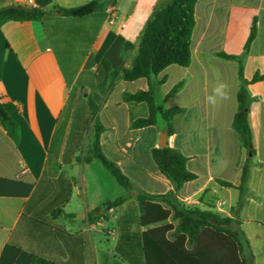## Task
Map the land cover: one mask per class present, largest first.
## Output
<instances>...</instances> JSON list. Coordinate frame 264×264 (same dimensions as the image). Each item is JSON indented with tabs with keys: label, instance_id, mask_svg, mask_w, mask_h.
I'll return each mask as SVG.
<instances>
[{
	"label": "crops",
	"instance_id": "obj_1",
	"mask_svg": "<svg viewBox=\"0 0 264 264\" xmlns=\"http://www.w3.org/2000/svg\"><path fill=\"white\" fill-rule=\"evenodd\" d=\"M52 1L46 10L56 6L69 9L91 0ZM161 1L105 0L92 18L69 21L74 31L66 41L58 29L51 33L47 22L10 21L0 25V103L21 132L16 144L0 123V264H32L33 254L57 264H129L116 251L118 221L138 205L137 199L130 197L132 200L128 199L123 206L104 211L107 201L116 200L111 195L115 189L113 181L98 170L97 159L90 163H80L78 159L83 160L92 153L94 118L89 98L97 94L105 101L121 79L113 80L107 75L103 61L112 69L131 67L136 55L129 56L132 49L126 52L125 43H132L133 49H138L139 38ZM207 1L205 21L201 24L202 0L197 3L194 33L197 31L199 36L193 46V34L192 62L188 68H182L187 74L177 82L184 81L177 93L184 100L178 107L186 109L181 116H190L191 145L188 148V142L179 140L178 129L174 136L168 137V145L189 158L188 169L197 175L196 180L185 184L178 199L187 207L214 211L237 221L250 244L251 264H264V81L248 86L255 97L249 113L254 153H249L232 128L241 86L238 65L215 55L217 52L242 55L257 19V37L244 58V78L250 82L255 75L264 74V0ZM9 5L29 6V0H0V8ZM54 18L55 22L63 20L58 13ZM217 32L222 35L221 48L210 49L207 37ZM74 49L82 52L77 63L70 57ZM59 51L67 54V66ZM210 54L216 56L221 66L226 63L233 67L223 65L224 74L212 73ZM171 68L161 73L158 80L164 76L169 79ZM220 82L228 85L229 96L212 106L206 97ZM147 84L140 91L148 90V80ZM103 109H109L106 101ZM120 110L123 107L110 110L107 121L101 118L100 110L99 118L105 128L101 136L103 151L106 145H112L143 170L133 144L127 143V149L122 147L118 133ZM132 119L135 118L127 108V126L131 127ZM149 128L154 129L156 125L138 130ZM165 131L166 126L161 132ZM87 140L89 154L80 156ZM156 147H160L159 133L147 150L151 156ZM116 162L123 168L121 160ZM246 162L250 163V175L246 193L240 200L236 186L240 184ZM158 174L145 170L149 182L143 190L136 191L151 194L172 191L166 177ZM221 181L235 187H226ZM221 189L229 193L234 190L236 194L229 211L220 214L216 209L219 201L215 209L206 204ZM59 208L62 212L53 217ZM98 209L100 212L92 214ZM99 236H104L106 242Z\"/></svg>",
	"mask_w": 264,
	"mask_h": 264
},
{
	"label": "trees",
	"instance_id": "obj_2",
	"mask_svg": "<svg viewBox=\"0 0 264 264\" xmlns=\"http://www.w3.org/2000/svg\"><path fill=\"white\" fill-rule=\"evenodd\" d=\"M104 1L91 0L69 9L56 6L51 11L26 5H9L0 8V25L10 21H38L46 24L55 17V13H58L59 18L63 20L73 18L70 21L83 22L95 16ZM198 1L162 0L139 38L137 54L131 67L112 69L106 60L103 61L107 75L113 80L122 78L132 82L147 79L149 82L148 90L123 94L124 103L146 104L148 107L147 116L132 119L133 129L148 128L157 124V101L152 80L157 79L171 66L188 68L191 65ZM256 37L257 19L253 22L242 55L215 53L218 58L233 61L238 65L241 86L237 92L238 109L232 128L238 134L242 147L249 153H254L249 113L255 97L249 92L248 86L264 81V74L255 75L250 82L245 80L244 58L248 55ZM132 47V43H125L126 52ZM58 53L60 57V52ZM167 79L168 77L164 76L155 84L163 85ZM183 86L184 81H180L166 97L176 95ZM100 99L97 94L89 98V106L94 118L92 153L83 160L78 159V162L90 163L94 159L99 160L116 182L130 194L136 190L134 183L117 163L105 156L102 148L101 136L105 128L99 118ZM185 112V108L178 106L165 110L163 114L166 123L165 133L169 138L176 133V118ZM0 123L9 137L18 144L21 137L20 127L2 103H0ZM152 158L173 190L166 194L137 191L138 205L127 211L118 221L119 240L116 251L121 259L129 264H251L250 244L237 221L218 215L214 211L187 207L179 202L178 193L185 184L197 179V175L188 169L189 158L170 145L152 149ZM249 175L250 163L246 162L240 184L236 186L240 191V200L246 193ZM221 182L226 187H235L230 182ZM127 198L120 197L114 201H107L103 206L104 211L123 206ZM210 208L215 209L214 203ZM61 212L62 209H56L53 217ZM98 212L99 209L92 214ZM31 258L32 264H57L34 254Z\"/></svg>",
	"mask_w": 264,
	"mask_h": 264
},
{
	"label": "rangeland",
	"instance_id": "obj_3",
	"mask_svg": "<svg viewBox=\"0 0 264 264\" xmlns=\"http://www.w3.org/2000/svg\"><path fill=\"white\" fill-rule=\"evenodd\" d=\"M207 6H208V1L202 0V4L200 6V13H199V23L200 24L205 21L204 13H205V7ZM202 9H203V12H202ZM72 19L73 18H67V20H61V22H55V18H51L47 22V27L51 33L52 32L54 33L56 29H58L59 32H61L62 39L66 41L67 40L66 38L68 36L72 38V35H73L74 25L69 22ZM198 36H199V33L196 31L194 33V45L193 46L196 45ZM207 38H209L210 40L209 45H208L210 49L219 50L221 48L222 35L220 32L210 34L208 35ZM137 50L138 49L135 50L132 47V51L130 52L129 56L130 57L131 55L135 56L137 54ZM59 52H60V57H61V60L63 61V64L67 66L69 64L67 61L68 60L67 54H65L62 51H59ZM71 52H74V53L70 57L75 61V63H77V61L79 62V60H81L82 58L81 49L80 51L77 49H74ZM208 57H209L208 59L211 61V67H213L212 73L214 74H217V73L224 74V66L226 65L227 67H233V66H230L232 64H226V63L223 64L224 66L223 65L221 66L220 64L216 62L215 60L216 56H212L210 54L208 55ZM130 61L131 59L127 62V64H130ZM168 74H169V79L167 83H165L164 85L155 84L156 81L159 79V77L157 79L152 80V82L154 83V90H155L156 101H157V115H156L157 124H156V128L154 129L149 128L145 130H133L130 126H127V123L125 120L127 108L130 109L131 113L133 114V118H139L141 116H146L148 107L146 104H125L122 102V96L125 92L140 91V90L147 88L148 86L147 80H137L134 82H128L121 78L113 86L110 92V95H108V98L105 99V101L108 103L109 109L112 111L113 109L117 107H123V110H120L118 113V117L120 119L119 126H118V133L120 137L122 138V147L126 148V144L130 142L133 144L134 146L133 150L137 152L139 158L141 159L142 169L144 171L139 169L136 166L135 162H133L132 160L124 158L118 151H116L113 148L112 145H106V151L104 154L112 162L117 163L116 160L122 161V164H123L122 166L126 172V175L131 179L136 189L138 190H143V187H145V185L149 182L148 179L146 178L145 170L149 172H155L156 175H159L158 174L159 172H157L158 170H156V165L152 159V156L150 152L147 150L149 148V145L150 146L152 145V142H153V139L156 133H159V141H161L162 139L164 132H161V130L163 127L166 126V123L163 117L165 110L170 107L179 106L180 104H182L184 100L183 95L177 96L176 94L167 99L166 94L177 84L178 80L185 77L187 72L183 70L182 68H179L177 66H172ZM161 77L162 75L160 76V78ZM105 101L101 97L98 103L101 106L100 110H102L101 118L107 121L110 110L103 109ZM189 118H190L189 115L179 116L175 120L176 129H178L180 133L179 140L184 141L186 143L188 142L187 144L188 148L191 145L190 144L191 142H190V127H189L190 120ZM89 144L90 143L87 140L86 146L83 147V150L79 153L80 156H86L87 154H89V151H90ZM95 164L97 165L98 170L102 171L103 173H106L112 179L115 189L112 190L111 195L113 196L114 199H118L120 197H128L127 199L132 200V198L129 197V195H131L132 193L129 194L125 189H123L116 182V180L110 174V172L105 169V167L102 165V163L99 160H95ZM134 192H137V191L135 190ZM235 194L236 192L234 190L231 193H229L225 189H221L217 193V195H215L214 193L211 195L214 198V200H210L206 205L211 206L212 203H214L216 207L218 201L220 202V201L225 200L227 204L224 206V210L229 211L230 206L234 203ZM136 197L137 196L135 197L133 196V199L136 200ZM188 207H191V205L190 206L188 205ZM100 237L103 242H106V239L104 236H99V238ZM261 262L262 261H258V263H261Z\"/></svg>",
	"mask_w": 264,
	"mask_h": 264
},
{
	"label": "clouds",
	"instance_id": "obj_4",
	"mask_svg": "<svg viewBox=\"0 0 264 264\" xmlns=\"http://www.w3.org/2000/svg\"><path fill=\"white\" fill-rule=\"evenodd\" d=\"M228 96V85L224 82H220L213 88L211 94L206 97V100L210 105L215 106L220 100L227 99Z\"/></svg>",
	"mask_w": 264,
	"mask_h": 264
},
{
	"label": "water",
	"instance_id": "obj_5",
	"mask_svg": "<svg viewBox=\"0 0 264 264\" xmlns=\"http://www.w3.org/2000/svg\"><path fill=\"white\" fill-rule=\"evenodd\" d=\"M36 4L42 8V9H47L51 4L52 0H35ZM168 146V135L166 133L163 134L162 139L160 141V147H167ZM137 192H132L131 197L137 196Z\"/></svg>",
	"mask_w": 264,
	"mask_h": 264
},
{
	"label": "built area",
	"instance_id": "obj_6",
	"mask_svg": "<svg viewBox=\"0 0 264 264\" xmlns=\"http://www.w3.org/2000/svg\"><path fill=\"white\" fill-rule=\"evenodd\" d=\"M29 6H31V7H35V8H38L39 6L36 4V2H35V0H29ZM110 16H111V18H113L114 17V11H112L111 12V14H110ZM227 203H226V201H220L219 203H218V206H217V212L218 213H223V211H224V206L226 205Z\"/></svg>",
	"mask_w": 264,
	"mask_h": 264
}]
</instances>
